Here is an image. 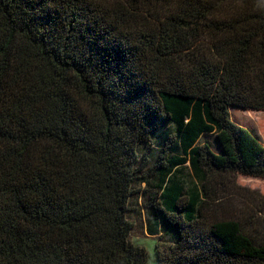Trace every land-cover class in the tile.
<instances>
[{
	"label": "trees",
	"instance_id": "1",
	"mask_svg": "<svg viewBox=\"0 0 264 264\" xmlns=\"http://www.w3.org/2000/svg\"><path fill=\"white\" fill-rule=\"evenodd\" d=\"M231 105L264 110V0H0V264H151L137 180L158 264H264Z\"/></svg>",
	"mask_w": 264,
	"mask_h": 264
},
{
	"label": "rangeland",
	"instance_id": "2",
	"mask_svg": "<svg viewBox=\"0 0 264 264\" xmlns=\"http://www.w3.org/2000/svg\"><path fill=\"white\" fill-rule=\"evenodd\" d=\"M229 112L231 119L234 122L247 128L264 145V110L231 105L229 107ZM164 128L169 129L171 127L166 122L164 123ZM200 141L209 142L214 150H218L219 148V145L217 148V140L214 134H207L203 136ZM156 152L157 151L148 144L139 145V160L137 164L146 159L144 161L147 162L145 168H148L152 165ZM184 173L187 174L186 178H191V170L189 168L185 169ZM237 181L241 185L258 189L264 193V178L238 175ZM148 184L139 180H137L134 184L135 192L129 200L130 209L127 214L128 219L132 222L129 239L136 245H144L150 254L151 264H158L156 250L157 238L146 232V217L148 210L146 202L149 196L148 187H150Z\"/></svg>",
	"mask_w": 264,
	"mask_h": 264
}]
</instances>
